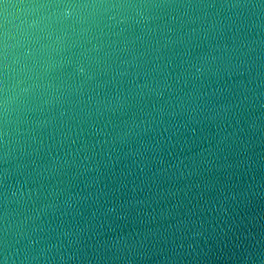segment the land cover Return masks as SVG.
Listing matches in <instances>:
<instances>
[{
  "label": "water",
  "instance_id": "1",
  "mask_svg": "<svg viewBox=\"0 0 264 264\" xmlns=\"http://www.w3.org/2000/svg\"><path fill=\"white\" fill-rule=\"evenodd\" d=\"M0 264H264V0H0Z\"/></svg>",
  "mask_w": 264,
  "mask_h": 264
}]
</instances>
